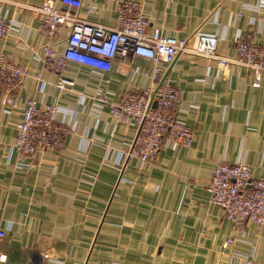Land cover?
I'll use <instances>...</instances> for the list:
<instances>
[{"label":"crops","instance_id":"1","mask_svg":"<svg viewBox=\"0 0 264 264\" xmlns=\"http://www.w3.org/2000/svg\"><path fill=\"white\" fill-rule=\"evenodd\" d=\"M44 1L0 0V16L13 20L0 54L28 66L15 104H3L0 89V227L7 232L0 249L7 264H264V224L249 222L236 233L206 188L219 162H246L264 175V75L254 86L246 67L177 56L166 71L181 92L175 116L191 128L193 143H165L146 163L127 158L137 123L117 119L98 97L117 103L153 86L152 61L118 56L109 70L70 62L64 75L73 85L57 87L58 72L43 68L44 46L53 42L61 53L67 29L52 40L38 31L41 14L30 5ZM120 1L84 0L80 13L114 25ZM136 1L150 30L177 38L213 33L225 55L236 53L247 32L264 45V0ZM29 99L60 105L58 119L70 127L60 152L30 159L14 150Z\"/></svg>","mask_w":264,"mask_h":264},{"label":"built area","instance_id":"2","mask_svg":"<svg viewBox=\"0 0 264 264\" xmlns=\"http://www.w3.org/2000/svg\"><path fill=\"white\" fill-rule=\"evenodd\" d=\"M84 0H45L32 6L41 14L38 31L52 40L60 29H67L65 46L61 53L53 42L44 46L43 68L58 72L56 86L65 89L73 81L64 75L70 62L86 64L100 70H109L118 57L138 55L153 63L154 85L134 88L126 92L120 102H109L105 96L98 99L108 104L117 119L132 117L138 130L134 142L126 152L127 158L142 163L155 159L165 143L176 142L184 146L193 143L191 128L175 116L181 101L179 88L165 76L166 69L176 57L184 54L201 55L218 62L221 68L239 65L254 73L253 85L259 86L264 75V45L247 32L237 42L236 53L218 52L219 37L208 32H195L189 38L164 34L159 28L150 30V18L136 0H121L114 25L90 20L80 13ZM264 20V15L262 16ZM13 30V20L0 16V37L6 38ZM28 66L0 54L1 101L6 105L16 102L17 91L27 75ZM37 77L40 73L36 74ZM60 105L47 103L38 106L29 99L18 125L13 144L19 158L34 159L40 152H60L64 138L70 131L68 124L59 121ZM210 201L224 210L234 231L244 232L249 222L264 224V175L253 174L246 162H219L207 184ZM7 232L0 227V241ZM233 234L224 246L232 244ZM49 257L48 253L43 258ZM7 253L0 249V264H7ZM41 264V263H36Z\"/></svg>","mask_w":264,"mask_h":264},{"label":"water","instance_id":"3","mask_svg":"<svg viewBox=\"0 0 264 264\" xmlns=\"http://www.w3.org/2000/svg\"><path fill=\"white\" fill-rule=\"evenodd\" d=\"M167 74H168V71L165 73V76H167Z\"/></svg>","mask_w":264,"mask_h":264},{"label":"rangeland","instance_id":"4","mask_svg":"<svg viewBox=\"0 0 264 264\" xmlns=\"http://www.w3.org/2000/svg\"><path fill=\"white\" fill-rule=\"evenodd\" d=\"M229 237H230V236H229ZM229 237H228V238H229ZM225 242H226V241H225ZM228 246H229V245H228ZM226 247H227V246H226Z\"/></svg>","mask_w":264,"mask_h":264}]
</instances>
